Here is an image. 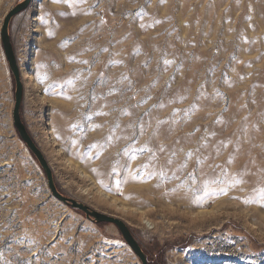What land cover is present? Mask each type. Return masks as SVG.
Segmentation results:
<instances>
[{"label":"rangeland","instance_id":"obj_1","mask_svg":"<svg viewBox=\"0 0 264 264\" xmlns=\"http://www.w3.org/2000/svg\"><path fill=\"white\" fill-rule=\"evenodd\" d=\"M9 30L62 194L148 264H264V0H33ZM14 104L0 35V264H142L53 196Z\"/></svg>","mask_w":264,"mask_h":264},{"label":"water","instance_id":"obj_2","mask_svg":"<svg viewBox=\"0 0 264 264\" xmlns=\"http://www.w3.org/2000/svg\"><path fill=\"white\" fill-rule=\"evenodd\" d=\"M32 2L33 0H22L12 9H10L4 17L2 28L0 31L4 52L15 81V104L13 109L14 125L22 141L26 144L27 148L38 160L39 164L44 170V173L48 180L49 188L53 196L73 208L83 210L87 214L88 218L94 222L97 221V222H105L108 224L111 223L115 224L119 229L123 239H125L126 243L130 245L134 253L138 255L142 264H148L147 255L143 251L137 238H135L132 229L130 228L128 223H125L121 218L117 216L108 215L98 210H94L88 205L82 202H78L76 199L72 197L65 196L58 190L55 183L52 167L50 166L49 161L46 158L44 152L42 151L38 143L35 141L34 137L31 135L28 127L26 126L22 118L21 108L24 100L25 88L9 29L12 18H14L16 15L28 9V7L31 5Z\"/></svg>","mask_w":264,"mask_h":264},{"label":"bare ground","instance_id":"obj_3","mask_svg":"<svg viewBox=\"0 0 264 264\" xmlns=\"http://www.w3.org/2000/svg\"><path fill=\"white\" fill-rule=\"evenodd\" d=\"M13 19V18H12ZM190 201V200H189ZM188 203V202H187ZM204 204V203H203ZM208 204V203H207ZM223 204H221L220 205V203H217V209L215 208V210H209V211H206V210H204V209H202L201 211H199V213H198V215H202V214H211V213H217V211H221L222 209H223V206H222ZM204 206V205H203ZM210 206V205H209ZM122 208H125V212H126V210L128 211V209H130V208H127V206L125 207V206H122ZM192 209H193V207H192ZM206 209V208H205ZM218 217H220V216H218ZM218 219V218H217Z\"/></svg>","mask_w":264,"mask_h":264},{"label":"snow or ice","instance_id":"obj_4","mask_svg":"<svg viewBox=\"0 0 264 264\" xmlns=\"http://www.w3.org/2000/svg\"><path fill=\"white\" fill-rule=\"evenodd\" d=\"M78 2H79V0H78ZM163 2H164V0H161V3H163ZM156 22L159 23V21H156ZM104 51H107V49H104ZM85 63H87V62L85 61ZM164 63L169 64V63H171V61L165 60ZM93 147H95V145H93ZM161 150H163V149H161ZM189 155H191V153H189ZM260 196H261V206L264 207V190L261 191Z\"/></svg>","mask_w":264,"mask_h":264}]
</instances>
